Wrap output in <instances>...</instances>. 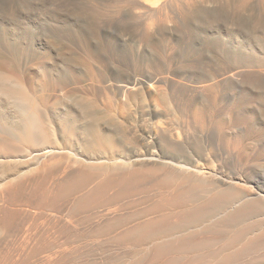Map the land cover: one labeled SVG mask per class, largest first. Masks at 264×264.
<instances>
[{
	"label": "bare ground",
	"instance_id": "1",
	"mask_svg": "<svg viewBox=\"0 0 264 264\" xmlns=\"http://www.w3.org/2000/svg\"><path fill=\"white\" fill-rule=\"evenodd\" d=\"M113 1L118 9L119 6L125 9L124 13L130 20L142 24L141 39L144 42L154 30L171 32L178 41L185 35L180 25L191 23L201 33L199 37L215 36L218 41L216 47L227 52L233 62H238L240 54H264L262 24L255 32L246 30L247 17L229 19L218 10L212 12L205 8L202 0ZM233 1L234 5L242 8L254 0ZM259 1L264 6V0ZM259 16L264 23V11ZM5 67L10 75L16 77L15 71L9 69L11 64L1 59L0 68ZM49 70L46 62L39 63L37 77L43 91L47 90ZM238 78H241L240 73L231 72L226 79L238 81ZM144 86L141 81H136L120 87L126 100L114 105L116 107L111 106L109 111L125 120V112L138 99L133 91ZM22 88L26 94L32 91L31 78L22 81ZM157 101L171 118L184 123L185 115L199 123L215 114L227 115L228 130L232 135L242 129L244 141L249 139L248 136L252 137L245 125L237 124L235 111L216 109L214 101L207 97L198 106L203 108V112H199L197 107L190 113L186 112L181 106L183 102L180 104L177 99H170L166 93H161ZM191 101L190 104L196 103L195 99ZM4 108L7 109L6 106ZM162 114L156 105L154 113L149 114V120L152 122ZM253 118H249L247 123H256ZM161 123L153 121L148 124L147 131L137 136L139 148L131 149L115 142L110 150L92 152L72 147L74 143L82 144L83 137L75 134V138H69V134L58 125L50 126L48 131L37 130V134L29 132L34 142L31 147L0 134V199L26 192L36 194L53 205H69L70 214L91 212L95 224V227H68V221L64 219L48 220L63 225L36 228L30 236L11 247L3 246L0 241V264H264V184H257V179L264 181V172L258 171L264 155L252 153L241 168L237 155L227 150L220 151L219 157L232 156L234 164L229 166L220 162L217 168L210 169L199 163L196 149L195 153L186 156L179 145L177 131H167ZM103 134L106 133L103 131ZM63 159L67 164L63 175L50 181ZM235 166L237 168L230 173L229 170ZM75 192L81 194L71 201L69 197ZM142 195L149 196L152 202L137 218L131 220L121 213L129 201ZM4 211L5 207L1 206L0 224L6 227L0 228L8 230L15 219Z\"/></svg>",
	"mask_w": 264,
	"mask_h": 264
},
{
	"label": "rangeland",
	"instance_id": "2",
	"mask_svg": "<svg viewBox=\"0 0 264 264\" xmlns=\"http://www.w3.org/2000/svg\"><path fill=\"white\" fill-rule=\"evenodd\" d=\"M201 3L229 19L247 17L246 30L255 32L261 24L264 27L259 16L264 6L259 0L242 8L234 5L233 0H202ZM115 5L113 0H0V60L11 64L9 69L16 74L15 77L10 75L8 68H0V103L3 105H0V134L31 147L34 142L29 132L37 134V130L48 131L50 126L58 125L69 138H75V134L83 137V145L72 144L78 151L110 150L115 142L132 149L141 147L137 136L148 130V124L161 121L167 131H177L179 145L186 156L197 150L199 163L210 169L217 168L222 162L229 166L234 164L232 156L219 157L220 151L237 155L241 168L252 153L264 155V54H240L238 62H233L227 52L216 47L215 36L199 37L201 33L191 23L180 25L185 35L178 41L171 32L154 30L144 42L141 39L142 24L130 20L125 9ZM37 32L44 37L42 40L34 38ZM42 61L50 69L46 91L39 87L37 77ZM231 72L240 73L241 78L234 82L227 80ZM26 78H31L32 94H26L22 88ZM136 81L146 86L133 91L138 99L125 112V120H121L109 108L124 103L126 98L121 88ZM152 83L154 86H150ZM161 93L177 99L180 104L183 102L181 106L189 113L195 107L203 112L198 106L204 103L205 97L214 101L216 109H232L237 124L245 125L252 137L248 136L249 139L244 141L242 129L232 135L228 130L229 118L224 114H215L202 123L193 122L188 115L183 119L185 123L171 118L157 101ZM192 99L196 100L195 104H190ZM156 105L164 115L151 122L149 114L154 113ZM252 117L256 122L253 125L247 123ZM259 133L262 134L257 136ZM60 162V169L51 175L50 181L63 175L67 164L64 159ZM236 168L229 170L230 173ZM257 180L259 186L264 184L262 179ZM79 193L75 192L69 199L73 201ZM140 197L129 201L121 213L131 220L137 218L152 202L147 195ZM1 206L15 219L8 230L0 228L3 246L22 242L36 228L63 225L49 221L64 219L68 221V227H95L91 212L70 214L69 205H53L32 193H20L11 198L5 196L0 199ZM0 227L6 226L0 224Z\"/></svg>",
	"mask_w": 264,
	"mask_h": 264
},
{
	"label": "snow or ice",
	"instance_id": "3",
	"mask_svg": "<svg viewBox=\"0 0 264 264\" xmlns=\"http://www.w3.org/2000/svg\"><path fill=\"white\" fill-rule=\"evenodd\" d=\"M34 38L42 40L44 37L39 32H37V33L34 34ZM258 171L264 172V161L261 162V166L258 169Z\"/></svg>",
	"mask_w": 264,
	"mask_h": 264
}]
</instances>
